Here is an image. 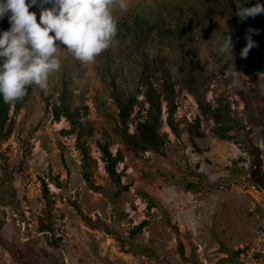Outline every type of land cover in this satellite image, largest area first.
<instances>
[{
	"label": "rangeland",
	"instance_id": "1",
	"mask_svg": "<svg viewBox=\"0 0 264 264\" xmlns=\"http://www.w3.org/2000/svg\"><path fill=\"white\" fill-rule=\"evenodd\" d=\"M128 3L116 13L114 43L94 63L61 48L62 67L48 89L30 86L19 109L11 104V132L0 135V264H264V78L249 74L245 61L232 62L235 76L223 74L218 53L225 34L245 47L250 31L216 13L211 0ZM30 10L39 20V4ZM9 15L0 31L10 28ZM135 18L186 31L171 43L144 44L146 75V58L125 27ZM252 39L250 51L264 48ZM167 72L179 134L162 92ZM148 89L161 95L164 143L160 152L143 153L124 133L136 134L147 119ZM132 97L125 126L120 114ZM220 99L239 119L229 139L214 134L220 125L201 109ZM105 143L122 154L117 169L128 186L114 200Z\"/></svg>",
	"mask_w": 264,
	"mask_h": 264
},
{
	"label": "clouds",
	"instance_id": "2",
	"mask_svg": "<svg viewBox=\"0 0 264 264\" xmlns=\"http://www.w3.org/2000/svg\"><path fill=\"white\" fill-rule=\"evenodd\" d=\"M237 4L241 20L264 14V2ZM40 6L39 20L34 6ZM50 5V6H45ZM128 0H0V20L10 28L0 31V97L6 104L22 99L30 86L47 90L50 77L62 67L61 48L84 65L92 64L110 48L118 33L117 11L126 12ZM240 55L255 45L252 35ZM231 35L219 45L222 58L234 61ZM235 76V73H229ZM260 78H264L261 72Z\"/></svg>",
	"mask_w": 264,
	"mask_h": 264
},
{
	"label": "trees",
	"instance_id": "3",
	"mask_svg": "<svg viewBox=\"0 0 264 264\" xmlns=\"http://www.w3.org/2000/svg\"><path fill=\"white\" fill-rule=\"evenodd\" d=\"M258 0H246L245 6L251 7L255 5ZM264 2V0H261ZM237 4H243V0H211V7H214L216 13H226L227 15H231L236 21V24L241 25L250 31V33L256 36L263 44H264V14H259L255 17H249L247 20H241L238 15H236V7ZM133 22L130 24H125V27L129 31L128 36L132 37L131 44L134 45V49L136 53L140 55L142 58H146V64L144 65L143 74H148V60L149 57L145 49L144 44L148 43V41L159 42V43H171L172 39L180 38L185 35V30L179 28L178 26H174L172 24L167 23H152L150 20L146 21L140 18H135L132 20ZM234 45V61L230 58H222L219 56V61L221 63L220 70L223 74L232 73L230 71V65L232 62L236 64H241L243 61L246 63V70L249 74L258 75L261 72H264V48L262 50L254 49L253 51H249L247 57L242 58L240 53L244 48L243 44L240 46L241 41L237 40L236 37L232 39ZM243 42V41H242ZM184 58H186L184 56ZM196 72H199V69H195L190 72L193 76ZM165 75V79L163 82L162 92L165 96V99L168 101L169 107V116L168 122L173 130L179 134L178 125L179 123L175 121L174 114L176 112V104H175V96L176 90L174 88V79L172 74ZM233 76V75H232ZM231 76V77H232ZM145 94L147 96V100L150 102V109L148 110L147 119L145 121L139 122L137 127V132L134 135L129 134L127 131L124 133V138L126 143L137 152H146L149 150H153L156 152H160L163 143L164 137L161 136L159 132V128L161 125V116H162V99L161 95L156 92V90H146ZM136 98H133L122 108L121 111V121L127 126L128 121L130 120V115L133 109L134 104L136 103ZM16 109H19L21 106L20 100L16 101ZM11 108V104H6L3 102L2 97H0V135L2 137L7 136L11 132V127L8 124L9 120V111ZM202 111L211 116L215 120V122L220 125L216 128H213V132L215 135L229 139L231 136L229 135V131L234 127H239V119H234L230 116L229 110L224 106L223 101L218 100V105L213 108L212 105L207 108H201ZM60 108L56 109L55 117L57 119L60 118ZM222 123V124H221ZM222 125V126H221ZM77 128L73 126L72 131H76ZM102 152V158L105 162L106 171L109 174L110 178L114 182L117 190L110 192L109 196L111 199L118 198L125 190L128 189L127 185L122 183V172H119L117 169V165L120 161L123 160V156L120 152L116 155L113 154L110 149V144L105 143L100 146ZM84 156L87 155V151L84 149ZM86 181L90 184V186L99 191L101 186H96L95 182L92 180L91 175L85 172ZM45 190H48V187L45 184ZM76 205V204H75ZM80 213L82 214L80 208ZM83 217L84 214H82ZM86 219V218H85ZM0 234V238H1ZM181 250L183 252V244L181 245ZM225 252H230L229 249H225ZM241 250H238L235 253H240Z\"/></svg>",
	"mask_w": 264,
	"mask_h": 264
},
{
	"label": "built area",
	"instance_id": "4",
	"mask_svg": "<svg viewBox=\"0 0 264 264\" xmlns=\"http://www.w3.org/2000/svg\"><path fill=\"white\" fill-rule=\"evenodd\" d=\"M59 236H61V235H59Z\"/></svg>",
	"mask_w": 264,
	"mask_h": 264
}]
</instances>
